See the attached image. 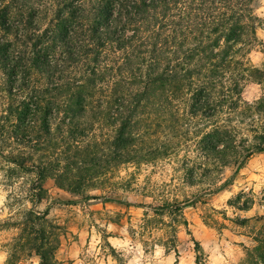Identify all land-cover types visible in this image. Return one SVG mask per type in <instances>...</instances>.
Masks as SVG:
<instances>
[{
  "label": "trees",
  "instance_id": "trees-1",
  "mask_svg": "<svg viewBox=\"0 0 264 264\" xmlns=\"http://www.w3.org/2000/svg\"><path fill=\"white\" fill-rule=\"evenodd\" d=\"M253 1L0 0V69L8 95L14 101L24 95L20 106L8 109L13 132L24 142L32 131L37 151L57 153L65 144L61 157L10 161L37 172L47 165L57 171L60 189L89 200L90 185L137 157L148 121L143 112L168 113L185 101L194 115L221 116L237 93L225 81L239 52L235 47L256 41ZM188 89L192 97L177 102L176 94ZM61 111L69 137L59 142L51 117ZM171 116L173 127L178 119ZM102 118L113 129L107 144L84 143L85 127ZM226 144L218 135L207 136V161L239 167L250 153L264 152V137L241 153L231 150L230 140ZM41 220H31L27 243L40 264H54L57 238ZM194 245L200 264L201 245Z\"/></svg>",
  "mask_w": 264,
  "mask_h": 264
},
{
  "label": "rangeland",
  "instance_id": "rangeland-1",
  "mask_svg": "<svg viewBox=\"0 0 264 264\" xmlns=\"http://www.w3.org/2000/svg\"><path fill=\"white\" fill-rule=\"evenodd\" d=\"M249 6L258 18L256 41L235 47L239 52L225 79L227 89L237 92L231 105L221 116L194 115L181 101L192 97L188 89L176 94L181 102L168 113L143 112L148 121L137 157L90 185L89 200L60 189L57 171L47 165L37 172L10 161L61 157L65 144L57 153L37 151L32 131L20 141L8 109L20 106L24 95L15 101L8 95L0 69V264H40L26 235L39 217L57 238L54 264H196L195 241L200 264H264V152L250 153L238 167L209 162L203 151L207 136L230 140L231 150L240 153L264 137V0ZM171 115L178 119L173 127ZM63 116L51 117L59 142L69 137ZM84 133V143L103 148L113 129L102 118ZM186 202L191 205L182 206Z\"/></svg>",
  "mask_w": 264,
  "mask_h": 264
}]
</instances>
